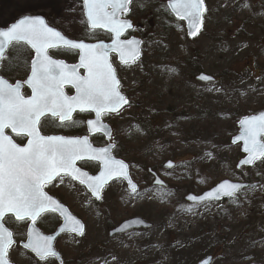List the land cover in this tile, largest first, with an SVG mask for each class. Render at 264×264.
Here are the masks:
<instances>
[{
    "label": "rangeland",
    "instance_id": "374dc122",
    "mask_svg": "<svg viewBox=\"0 0 264 264\" xmlns=\"http://www.w3.org/2000/svg\"><path fill=\"white\" fill-rule=\"evenodd\" d=\"M166 1L135 0L131 6L144 44L141 58L121 71L131 106L113 119L125 151L119 157L128 164L138 195L114 187L95 204L83 189L58 181L52 194L86 226L82 237L66 234L56 241L54 248L64 264H194L206 255H215L212 264H264V159L251 170L236 171L239 146L227 142L241 117L264 110V78L251 79L247 72L226 80L217 76L231 67L239 73L252 56L263 61L264 53L246 42H232L228 29H214L229 11H254L261 0H205L204 28L193 42L184 26L169 17ZM24 15L43 17L69 38L87 35L81 0H0V27ZM194 49L205 59L202 72L217 81L201 84L188 75L192 69L184 59ZM7 55L11 59L4 61L1 74L10 81L24 77L30 60L27 50ZM57 57L72 56L57 52ZM169 160L175 164L171 170L163 166ZM148 170L158 173L165 189L152 187ZM222 180L246 181L254 187L235 202L191 206L184 201L187 192L198 194ZM189 207L193 210L187 211ZM132 217L144 219L152 229L108 238L107 226ZM58 222L55 216H45L37 226L48 234ZM6 226L24 233L14 236L12 264H56L21 256L17 242L24 240L27 223L12 220ZM181 247V257L174 258L173 248Z\"/></svg>",
    "mask_w": 264,
    "mask_h": 264
},
{
    "label": "snow or ice",
    "instance_id": "6c2138e0",
    "mask_svg": "<svg viewBox=\"0 0 264 264\" xmlns=\"http://www.w3.org/2000/svg\"><path fill=\"white\" fill-rule=\"evenodd\" d=\"M133 2L83 0L84 14L92 36L96 30H107L113 34L111 44L69 39L49 27L40 16L23 17L6 29H0V66L11 59L7 55L9 51H19L27 46L35 53L26 80L13 84L0 75V264H11L9 253L15 244L14 236L24 235L6 226L13 217L17 223L31 221L27 229V242L22 244V249L30 250L40 260L59 255L52 245L54 236L43 235L35 227L45 214L59 213L63 217L61 232L68 231L78 236L84 234V225L44 191L57 177L61 178V182L64 176L78 180L96 200L101 199L105 184L114 178L127 180L131 194L134 197L138 195L137 186L129 178L128 165L109 155L114 145L93 148L87 135L67 137L41 132L49 118L59 121L62 127L75 125V112L94 113L95 119L86 121L89 130L99 132L104 128L107 132L101 117L108 113H119L124 106H131L120 91L121 83L109 56L116 53L124 65L139 59L140 42L121 39L133 27L128 19L122 18L129 13ZM167 8L178 19L188 22L190 36L200 32L208 11L205 0H168ZM52 49L79 50V64L69 66L63 60L54 59L49 54ZM79 69H83L85 74L81 75ZM201 79L211 80L212 77L201 76ZM25 85L31 90V95L22 92ZM65 85H71L75 95H67ZM240 126V135L233 142L243 141V151L248 156L241 164L252 165L254 161L264 158V113L242 119ZM6 130H11L15 137L26 138L27 143H16ZM85 158L102 165L99 175L91 176L76 167V162ZM166 166L174 167L171 161ZM154 183L163 188L162 181L154 179ZM253 187L223 181L200 196L189 195L186 199L193 204H204L220 200L221 197L235 202L237 193ZM192 210L191 207L187 209ZM134 223L143 221H125L116 231L126 232ZM20 254L26 257L24 251Z\"/></svg>",
    "mask_w": 264,
    "mask_h": 264
},
{
    "label": "flooded vegetation",
    "instance_id": "af4514ba",
    "mask_svg": "<svg viewBox=\"0 0 264 264\" xmlns=\"http://www.w3.org/2000/svg\"><path fill=\"white\" fill-rule=\"evenodd\" d=\"M239 11L241 12L240 16L238 14ZM131 14H132V12L129 11V13H127L126 16L122 17L124 19H128L129 21H131L132 25H133L132 30L125 33V35L122 37V39L141 38L140 35L137 34L139 31H141V26L135 25L134 19H133V17H131ZM223 23H224V25L227 26V29H228L227 32L230 34V36L228 38L232 42L237 41V40L246 42L248 45L254 46L255 48L259 49L262 53H264V0H261V5L258 6V9H255L254 11L251 9L240 10V9L234 8L233 10L229 11L228 17L223 20ZM225 37H227V36H225ZM85 38L86 39L83 41H85L87 43L104 42V43L109 44L111 42L110 35L99 32V31H96L94 36H92L91 31H87V36ZM62 50H63V52L69 53L72 56V60L69 63L74 64L77 62V59H78V52L77 51H68V50H64V49H62ZM29 55L32 58V54L30 52H29ZM109 59H110V62L113 64V67L116 69L117 78L119 79V81L121 83L120 91L129 100L128 93L126 92L127 90L125 89L126 82L124 80V76L122 75V72H123V69L129 68L133 64L132 65H123V64L119 63L117 61V56L114 53H110ZM263 61H264V58H263ZM263 61H261V57L252 56L250 59H248L246 61V63L244 64V68L241 69V71L239 73H237L235 67H233L232 68V74L235 75L236 77H243L246 74L244 72H247L249 74L247 77H249L251 79L258 80V79L264 78V62ZM249 71H251V72H249ZM80 74L84 75V73L82 71H80ZM27 75H28V72L24 77H22L21 79H18V80L15 79V81H23L27 77ZM198 75L199 74H194V76L192 78L196 79V77ZM214 78L216 79V77H214ZM15 81L9 80L10 83H14ZM64 91L67 95H75V89L74 88H71V87L65 88ZM129 91L131 92L132 90H129ZM22 92H24L25 95H30L28 89H26L25 87L22 89ZM154 102H155V100H154ZM130 103H131V101H130ZM122 111H120V113H118L116 115L105 114L104 116H102L101 122L103 125H106L108 127L107 132L103 128L104 132L103 131L95 132L92 136L89 135L88 126H87L86 121L89 119H93L95 116L93 113H89V112L74 113L73 119L76 120L77 123L75 125H70L68 127H62L59 125V121H55V120H52L51 118H49L48 122L46 124H48V125L50 124L51 127H50V125L48 127V126H46V124H44L43 127L41 128V132L44 135H63V136H67V137H83V136L87 135L89 138V143L92 145L93 148H105V147H109V145H114V147L110 148L109 153L112 155V157L114 159L122 160V158L119 157V155L121 154V152L125 154V151L123 150V144H121L119 142L118 136H116V130H115L114 124H113L114 123L113 119L117 118L122 113ZM6 132L9 135H12L14 137L16 143L21 144V145L27 143L26 138L15 137V135L13 133H11L9 130H7ZM132 142L135 143L134 140H132ZM76 166L81 171H84L91 176L96 175L100 169V165L98 163L86 161V160L85 161H79L76 164ZM129 173H130L129 176H130L132 182H134L137 185V183L135 182V180H134V178L130 172V169H129ZM153 173L157 177H159L158 173H155V172H153ZM153 173L149 171L148 177L153 179L154 178ZM60 180H61V178L58 177L54 182L47 185L45 187L44 191L47 192L48 195L54 197V195L51 192V189ZM63 180H67V181L71 182L72 184H74L76 187L83 189L85 191V189L82 185L77 183L75 180H72L70 177L64 176ZM114 187H121V188H125V190H127V186L124 183V181L114 180L108 186L105 187V189L102 191V194L107 189H112ZM152 187L158 188V187L153 186V185H152ZM160 189H162V188H160ZM129 194L132 195L131 193H129ZM54 198H56V197H54ZM56 199L58 201H60L61 203H63L59 198H56ZM201 206H203V204ZM45 216H55V215L48 213V214H45ZM44 217H42V218H44ZM56 218L59 220L58 217H56ZM40 220H38V223ZM23 223H27V222H23ZM117 225H110V226L106 227L107 228V236L110 234V231H112ZM109 239H112V238H109Z\"/></svg>",
    "mask_w": 264,
    "mask_h": 264
},
{
    "label": "water",
    "instance_id": "95a60500",
    "mask_svg": "<svg viewBox=\"0 0 264 264\" xmlns=\"http://www.w3.org/2000/svg\"><path fill=\"white\" fill-rule=\"evenodd\" d=\"M167 5V4H166ZM82 7H83V0H82ZM169 10V9H168ZM83 11H84V7H83ZM170 11V10H169ZM170 13L176 18V19H178L171 11H170ZM23 17H29V16H23ZM23 17H21V18H23ZM21 18H19L18 20H20ZM84 18H85V20L87 21V17H86V15L84 14ZM18 20H16V21H14L13 23H15V22H17ZM178 20H180V19H178ZM45 21V20H44ZM181 21H184L185 22V25H186V30H187V35H188V37L189 38H193L194 36H190L189 34H188V32H189V26H188V22L186 21V20H181ZM13 23H11V24H13ZM46 23V22H45ZM87 23V22H86ZM11 24H9L7 27H9ZM7 27H5V28H0V29H6ZM99 30H102V31H104V32H107V33H109L107 30H104V29H99ZM111 36L113 35L112 33H109ZM136 41H139V40H136ZM140 43H139V45H138V49H139V52H140V47H141V41H139ZM111 44V43H110ZM29 48V47H28ZM30 49V48H29ZM31 50V49H30ZM32 52H33V58L35 57V53H34V51L33 50H31ZM78 52H79V50H77ZM116 54V53H115ZM117 55V54H116ZM118 56V55H117ZM118 59H119V56H118ZM79 61H80V52H79V58H78V62H77V64H79ZM119 61H120V59H119ZM121 62V61H120ZM129 63H132L131 61L129 62ZM76 64V65H77ZM70 66V65H69ZM83 70V69H82ZM30 71H31V63H30ZM84 71V70H83ZM201 76H204V75H200L199 77H198V80L199 81H201V82H208L209 80H204V79H201ZM26 86V85H25ZM65 87H71V85H65ZM30 90V89H29ZM30 92H31V90H30ZM260 113H264V111H262V112H260ZM260 113H258V114H256V115H259ZM247 117H249V116H247ZM244 118H246V117H243V118H241L240 119V121L242 120V119H244ZM240 121L238 122V124H237V128H238V133H237V135L236 136H234L232 139H231V144L232 145H238V144H240L241 146H240V151H241V153L242 154H244L245 155V157L243 158V159H241L238 163H237V166H236V169H240V168H242V167H251L252 165H244V164H241V161H243L244 159H246L247 158V156H248V153H246V152H244L243 151V148H244V143H243V141L242 140H237L235 143L233 142V140H234V138H236V137H238L239 135H240V132H241V126H240ZM102 129L103 128H101V130L99 131V132H101L102 131ZM88 130H89V128H88ZM11 131V130H10ZM95 132L94 131H90L89 130V134L90 135H93ZM109 155H110V153H109ZM111 156V155H110ZM262 159V158H261ZM94 161V160H89V159H87V158H85V159H83V160H79V161ZM257 161V160H256ZM78 162V161H77ZM76 162V163H77ZM95 162H97V163H99L98 161H95ZM255 162V161H254ZM99 165H100V170H99V172L95 175V176H97V175H99L100 174V172H101V170H102V165L99 163ZM167 165V164H166ZM165 165V167H167ZM168 168V167H167ZM128 170V169H127ZM83 172V171H82ZM70 177V176H69ZM130 178V177H129ZM113 180H116V178H114V179H112V180H109L106 184H105V186L106 185H108L111 181H113ZM121 180H123V181H125V183L127 184V186H128V189L130 190V188H129V185H128V182H127V180H124V179H121ZM159 180V179H158ZM78 183H79V181L78 180H76ZM224 181H228V180H224ZM221 182H223V181H221ZM221 182H219L218 184H220ZM231 182V181H230ZM232 183H238V182H232ZM218 184H216L214 187H212L210 190H212L213 188H215ZM242 184V183H241ZM154 185H156L155 183H154ZM244 185H247V184H244ZM84 187H85V189L88 191V193H90V195H91V197L96 201V202H98L99 200H96L95 199V197H93L92 196V194H91V192L87 189V187L85 186V185H83ZM104 186V187H105ZM210 190H208V191H210ZM131 191V190H130ZM208 191H206V192H208ZM206 192H204V193H206ZM204 193H202V194H204ZM201 194V195H202ZM189 195H192V194H189ZM189 195H187V196H189ZM186 196V197H187ZM186 197H185V201H187V202H189V203H192L193 204V202L192 201H190V200H188V199H186ZM225 199H228V197H221V199L220 200H225ZM56 200V199H55ZM213 201H215V200H213ZM61 204V203H60ZM62 205V204H61ZM64 208H66L64 205H62ZM67 209V208H66ZM67 212L68 213H70L69 211H68V209H67ZM56 215H58L59 217H60V219H61V223H60V225L55 229V232L54 233H52V234H50V235H52V236H54V239H53V242H52V245H53V248H54V242H55V240L58 238V237H60L61 235H63V234H66V233H71V232H68V231H64V232H61L60 231V229L62 228V227H64V219H63V217H61L60 216V214L59 213H55ZM71 214V213H70ZM72 215V214H71ZM73 216V215H72ZM76 218V217H75ZM13 219H14V217H13ZM77 219V218H76ZM79 220V219H78ZM133 220H142V219H140V218H133V219H130V220H126V221H133ZM80 221V220H79ZM143 221V220H142ZM81 222V221H80ZM125 222V221H124ZM124 222H122L116 229H118V228H120L121 227V225H123L124 224ZM82 223V222H81ZM83 224V223H82ZM29 226H31V221H29V224H28V226H27V229H28V227ZM35 227H36V225H35ZM151 227V225L150 224H148V223H146V222H144L143 221V223H134L130 228H128L127 230H126V232H128V231H130V230H132V229H147V228H150ZM36 229L37 230H39L37 227H36ZM116 229H114L113 231H111L110 232V236H114V235H121V234H124V233H126V232H118V231H116ZM84 231H85V228H84ZM42 234V233H41ZM72 234H75V233H72ZM44 235V234H43ZM76 235V234H75ZM27 242V233H26V240L24 241V242H21L20 244H19V246H20V248H22V244L23 243H26ZM24 250V249H23ZM25 251H27V252H29L30 254H32L36 259H38V260H40L38 257H36V255L34 254V253H32L30 250H25ZM55 259H56V261H57V263L58 264H62V260H61V258H60V255H58L57 257H55ZM211 260H212V258L211 257H206V258H204L203 260H201L200 262H198L197 264H202V262H203V264H210L211 263Z\"/></svg>",
    "mask_w": 264,
    "mask_h": 264
},
{
    "label": "trees",
    "instance_id": "16d2710c",
    "mask_svg": "<svg viewBox=\"0 0 264 264\" xmlns=\"http://www.w3.org/2000/svg\"><path fill=\"white\" fill-rule=\"evenodd\" d=\"M197 55H198V53L196 52V56H197ZM198 56H199V55H198ZM193 57H195V55H194ZM201 60H202V57L199 58V62H200ZM194 65H195V67H197L196 70H199L198 65L200 66V64L195 63ZM220 77L222 78V80L228 78V76H223L222 74L220 75ZM227 142H228V140H227ZM174 249H176V248H173V250H172V255H173V257H174V258L181 257V255H182V254H181V251H178V250H181L182 247H181L180 249H176L175 251H174ZM176 251H178V252H176ZM172 264H175V263L173 262Z\"/></svg>",
    "mask_w": 264,
    "mask_h": 264
}]
</instances>
